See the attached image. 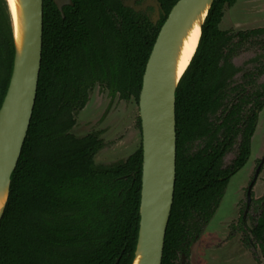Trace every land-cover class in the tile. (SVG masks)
I'll return each instance as SVG.
<instances>
[{"label":"trees","instance_id":"trees-1","mask_svg":"<svg viewBox=\"0 0 264 264\" xmlns=\"http://www.w3.org/2000/svg\"><path fill=\"white\" fill-rule=\"evenodd\" d=\"M64 17L42 0V48L36 96L0 218V264H132L139 222L142 148L97 164L100 132L72 133L75 113L95 85L138 100L145 63L177 0H158L154 24L121 0H71ZM213 0L195 52L175 89V182L160 264H188L191 246L214 215L231 176L247 162L264 107V27L222 30ZM253 51L238 67L234 58ZM14 43L0 0V104ZM262 79L260 80V78ZM137 126L140 128L139 117ZM233 157L224 165L225 155ZM244 233L264 257V193Z\"/></svg>","mask_w":264,"mask_h":264},{"label":"water","instance_id":"water-1","mask_svg":"<svg viewBox=\"0 0 264 264\" xmlns=\"http://www.w3.org/2000/svg\"><path fill=\"white\" fill-rule=\"evenodd\" d=\"M52 1L61 17H64L63 6L72 4L71 0ZM206 1L177 0L172 5L145 63L137 100L142 163L139 222L132 264L137 260L138 264L161 263L175 182V89L195 52L199 38L192 56L176 80L172 61L187 22ZM212 1L209 0L207 12ZM121 2L135 12L151 6L153 16L150 21L154 24L162 12L158 0H148L147 4L141 5L134 4L133 0ZM6 3L10 13L14 58L0 104V187L6 190L0 218L8 198L10 175L20 155L35 102L43 18L42 0H19L21 44L18 50L10 4L8 0ZM207 12L200 24V34ZM257 172L258 168L255 174ZM181 264H184L183 255Z\"/></svg>","mask_w":264,"mask_h":264},{"label":"rangeland","instance_id":"rangeland-1","mask_svg":"<svg viewBox=\"0 0 264 264\" xmlns=\"http://www.w3.org/2000/svg\"><path fill=\"white\" fill-rule=\"evenodd\" d=\"M222 30L237 31L264 27V0H236L231 7L224 9L219 24ZM254 52L241 51L234 63L238 67L247 66L246 62ZM262 77L260 78V80ZM138 106L133 98L121 99L110 95L106 89L95 84L88 91V99L82 109L75 113L72 133L76 136L97 130L103 146L94 155L97 164H109L125 158L141 141L140 128L137 126ZM233 157L228 152L223 163L226 165ZM264 158V107L258 114L254 134L250 141V155L245 165L230 177L223 197L214 215L203 228L200 236L193 242L188 264H264V257L252 241L243 242L244 233L254 223L259 206L254 201L241 216L246 202V190L261 158ZM264 192V159L251 190L253 199Z\"/></svg>","mask_w":264,"mask_h":264},{"label":"bare ground","instance_id":"bare-ground-1","mask_svg":"<svg viewBox=\"0 0 264 264\" xmlns=\"http://www.w3.org/2000/svg\"><path fill=\"white\" fill-rule=\"evenodd\" d=\"M8 2L10 4V9L14 21L15 40L17 43L18 50H20L21 20L19 0H8ZM208 6L209 0L203 3L202 6L195 11V14L192 15L191 19L187 22L184 31L180 35L176 53L172 61V69L175 72V80L178 78L179 74H181L194 52L200 34V24L207 12ZM5 194V188L0 187V211L5 200ZM134 264H138V260L135 261Z\"/></svg>","mask_w":264,"mask_h":264},{"label":"flooded vegetation","instance_id":"flooded-vegetation-1","mask_svg":"<svg viewBox=\"0 0 264 264\" xmlns=\"http://www.w3.org/2000/svg\"><path fill=\"white\" fill-rule=\"evenodd\" d=\"M122 1H128V0H122ZM133 2H134V4H136V5H141V4H147L148 3V0H133ZM138 12H140V13H143V14H145L146 16H148V18L150 19V18H152V16H153V10H152V7L151 6H146V7H144L142 10H140V11H138ZM263 157L261 158V160H260V162H259V164H258V166H257V168H258V172H257V174H255L256 173V169H255V171H254V174H253V177H252V179H251V181L249 182V184H248V186H247V190H248V188H249V195L247 196V190H246V202H245V206H244V210H243V213H242V216H241V219L242 220H244L245 219V214H246V212L251 208V203L253 202L254 203V201L258 204V206H259V203H258V199H253L252 198V196H251V190H252V187H253V185H254V182H255V180H256V178H257V176H258V173H259V169H260V166H261V164H262V162H263ZM251 184V185H250ZM250 185V186H249ZM264 193V192H263ZM263 195V194H262ZM252 201V202H251Z\"/></svg>","mask_w":264,"mask_h":264}]
</instances>
